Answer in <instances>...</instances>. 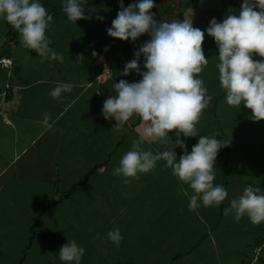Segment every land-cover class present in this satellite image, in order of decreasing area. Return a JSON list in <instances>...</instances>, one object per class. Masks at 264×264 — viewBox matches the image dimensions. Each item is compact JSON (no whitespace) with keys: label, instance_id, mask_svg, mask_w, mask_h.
Segmentation results:
<instances>
[{"label":"crops","instance_id":"crops-1","mask_svg":"<svg viewBox=\"0 0 264 264\" xmlns=\"http://www.w3.org/2000/svg\"><path fill=\"white\" fill-rule=\"evenodd\" d=\"M41 2L54 16L47 34L50 47L63 53L62 63L23 47L20 34H9L10 24L0 20L5 37L0 59L11 60L8 66L0 64V264H63L57 254L68 239L84 247L81 264H264V222L254 224L246 215L236 221L233 214L223 213L230 201L229 166L239 170L235 179L248 176V183L264 188V119H251V109L243 104H227L214 38L205 32L209 41L202 42L205 57L217 59L203 70L215 66L203 79L206 87L211 81L214 88L208 90L212 100L196 127L198 136L229 139L214 165V182L227 189L228 197L218 207L201 204L189 210L188 197L179 191L181 182L163 160L127 184L112 174L144 122L134 116L117 130L114 119L101 115L102 104L115 95L114 82L141 78L134 71L127 76L122 71L149 36L142 34L133 43L107 34L118 0H87L85 15L90 18L76 23L67 19L61 0ZM123 2L127 6L134 0ZM242 3L154 0L151 11L157 20L192 19L194 27L204 30L213 17L219 22L230 12L238 14ZM78 54L83 56L79 63ZM253 58L264 59L256 54ZM105 65L107 77L102 76ZM139 66L144 70L143 57ZM58 82H71L73 88L54 99L49 91ZM45 112L51 117L50 129L42 123ZM256 123L261 124L255 133ZM174 132H169L173 141ZM252 137L258 138V145ZM180 138L189 151L198 142V137ZM233 145L238 148L237 156L232 149L234 165ZM142 147L155 153L161 146L149 141ZM254 148L259 151L252 152ZM174 150L179 158L182 149ZM114 228L123 236L119 246L107 236Z\"/></svg>","mask_w":264,"mask_h":264},{"label":"clouds","instance_id":"clouds-1","mask_svg":"<svg viewBox=\"0 0 264 264\" xmlns=\"http://www.w3.org/2000/svg\"><path fill=\"white\" fill-rule=\"evenodd\" d=\"M61 3L69 21L76 23L78 19L90 18L85 15L87 0H61ZM118 3L119 10L106 29L107 34L133 43L142 34H147L149 39L134 50V58L125 63L122 71L125 76L134 71L141 78L114 82L115 95H109L102 104L101 115L106 120L114 119L113 127L117 130L123 129L134 116L144 122L142 133L121 156L112 174L123 177L127 184L163 160L181 182L179 191L188 197L189 210L201 204L218 207L228 197V191L214 182V165L218 151L229 144V139L197 134L196 125L212 100L199 75L208 64L202 42L207 32L218 47V79L227 104L239 108L243 104L251 109V119H264V59L253 58V54L264 58V0H243L238 14L230 12L219 22L213 17L204 30L194 27L192 19L157 20L151 11L154 0H134L127 6L123 0ZM53 19L41 0H0V20L19 32L23 47L34 50L42 59L62 63L63 53L50 47L47 34ZM4 39L0 34V44ZM141 57L144 70L139 66ZM82 58L78 54L77 63ZM1 59L2 66L11 63L8 59L3 65ZM72 88L71 82H58L49 95L58 99L62 92H70ZM42 117L43 125L52 128L50 115L45 112ZM172 130L175 141L169 136ZM181 134L185 138L198 137L191 151ZM149 141L159 144L160 150L155 153L145 150L142 144ZM162 146H165L163 150ZM176 147L182 149L179 158ZM188 189L192 190L191 194ZM223 213L233 214L236 221L246 215L254 224L264 222V188L248 183L240 195L230 199ZM107 236L116 246L123 239L119 228L110 229ZM84 252L83 246L68 239L57 256L63 264H81Z\"/></svg>","mask_w":264,"mask_h":264},{"label":"rangeland","instance_id":"rangeland-1","mask_svg":"<svg viewBox=\"0 0 264 264\" xmlns=\"http://www.w3.org/2000/svg\"><path fill=\"white\" fill-rule=\"evenodd\" d=\"M197 1L198 0H196V3H197ZM207 41H209V40H206V38L204 37V42H205V44H208L207 43ZM215 53H216V50H215ZM218 54V53H217ZM218 58V57H217ZM217 58H213V59H208V61H211V60H214V61H216V59ZM213 68H215V66H213V67H211L210 69H213ZM207 69V68H206ZM209 69V70H210ZM204 70H205V68H204ZM209 70H207V71H209ZM207 71H203V73H201V77L204 79V80H207L208 79V77L206 76L205 78H204V76L207 74ZM211 75V74H210ZM212 76V75H211ZM213 77V76H212ZM209 83H211L210 84V86H209ZM206 85H207V87H208V90H210V89H213L214 88V83L213 82H211V81H209V82H207L206 83ZM261 123H256V124H254L255 125V127H256V129H255V133L258 131V130H260V127H259V125H260ZM247 130V129H246ZM248 131V130H247ZM239 136V135H238ZM252 139H254L255 140V143H253L252 142ZM252 139H249V144H254V145H258V138H255V137H252ZM245 143V144H244ZM241 144H244V146L246 145H248L247 144V142H243V143H241ZM241 144H238V147H244L243 145H241ZM245 146V147H246ZM232 149H234V153H235V155L237 156V153H238V148H237V146L236 145H233V147H231V160H230V163H232L233 164V162H232ZM255 150H253L252 152H254V151H259V150H257V148H254ZM240 155H241V157L240 158H242L243 157V155H244V153L241 151V149H240ZM248 157H250V156H248ZM234 165V164H233ZM259 167V166H258ZM249 169H251V170H253L251 167H248ZM234 172H236L237 174H239V170L238 171H235L233 168H232V170H231V167L229 166V168H228V171H227V173H228V178H231V179H234V180H238L239 182H237L236 184H233L232 185V183L230 182V180L231 179H228L227 180V182L229 183V188L231 189V192H230V194H229V199H232V198H234V197H237L238 195H240L241 193H242V191H243V189L244 188H242V186L243 185H247L248 184V180H249V178H251V177H248V176H243V177H240V176H238L236 179H235V177L236 176H234L233 174H234ZM246 172H250V170H246ZM254 172V171H253ZM228 206V205H227ZM229 223H231V221L229 220L228 221V224H227V226H229L230 224Z\"/></svg>","mask_w":264,"mask_h":264},{"label":"built area","instance_id":"built-area-1","mask_svg":"<svg viewBox=\"0 0 264 264\" xmlns=\"http://www.w3.org/2000/svg\"><path fill=\"white\" fill-rule=\"evenodd\" d=\"M9 62V60L8 59H4V58H2L1 59V63L3 64V65H6L7 63ZM109 69H108V67L105 65L104 67H103V69H102V76L103 75H106V77L107 76H109Z\"/></svg>","mask_w":264,"mask_h":264},{"label":"trees","instance_id":"trees-1","mask_svg":"<svg viewBox=\"0 0 264 264\" xmlns=\"http://www.w3.org/2000/svg\"><path fill=\"white\" fill-rule=\"evenodd\" d=\"M195 1H196V0H195ZM181 17H182V15H181ZM180 20H182V18H181ZM10 26H11V25H10ZM11 33H12V35L15 37V36H17V34H18L19 32L11 26V30L9 31V34H11ZM33 51H34V50H33ZM37 222H38V216L36 217V221H35V224H34V225H37ZM33 228H34V226H32V230H33ZM33 235H34V232H32V234H31V238L33 237Z\"/></svg>","mask_w":264,"mask_h":264}]
</instances>
